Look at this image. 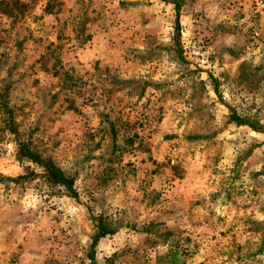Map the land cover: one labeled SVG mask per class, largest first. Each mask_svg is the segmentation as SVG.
Listing matches in <instances>:
<instances>
[{"label":"rangeland","instance_id":"374dc122","mask_svg":"<svg viewBox=\"0 0 264 264\" xmlns=\"http://www.w3.org/2000/svg\"><path fill=\"white\" fill-rule=\"evenodd\" d=\"M173 1L0 0V91L77 192L0 111V264H264V0H180L178 38Z\"/></svg>","mask_w":264,"mask_h":264},{"label":"trees","instance_id":"16d2710c","mask_svg":"<svg viewBox=\"0 0 264 264\" xmlns=\"http://www.w3.org/2000/svg\"><path fill=\"white\" fill-rule=\"evenodd\" d=\"M175 5L176 10V32L177 38L180 36L181 24H180V15L182 3L180 0H174L172 2ZM26 5L21 3L20 1L16 2V7L7 14L10 16L23 14ZM15 10L19 11V13H15ZM0 111L8 116V130L11 135L15 137V142L18 145V158L21 162H27L28 164L35 165L41 169L43 177L47 182L65 188L73 197L77 195L75 190V180L68 176L57 164L50 158L43 157L38 151H36L32 147V143L28 140H22L20 133L17 128V124L15 122L14 111L10 106L9 94L8 90L0 91ZM233 121L241 125H249L252 129L258 132H264L257 124L245 121L240 118L235 112L232 114ZM98 224V233L94 238L93 246L94 247L99 240L106 237L110 231L105 227V223L103 219H99ZM166 257H168L169 264H185V261L181 260V254L178 251L171 252ZM91 259L94 260V255L91 256Z\"/></svg>","mask_w":264,"mask_h":264}]
</instances>
